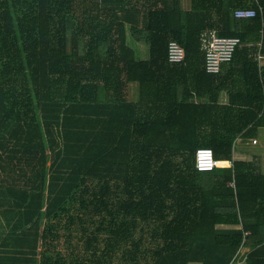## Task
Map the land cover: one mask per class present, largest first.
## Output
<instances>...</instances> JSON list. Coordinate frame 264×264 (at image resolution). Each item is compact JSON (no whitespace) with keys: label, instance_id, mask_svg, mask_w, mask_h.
<instances>
[{"label":"trees","instance_id":"obj_1","mask_svg":"<svg viewBox=\"0 0 264 264\" xmlns=\"http://www.w3.org/2000/svg\"><path fill=\"white\" fill-rule=\"evenodd\" d=\"M239 7L258 14L235 19ZM211 31L239 38L218 74L204 68ZM170 41L184 61H169ZM260 51L264 0H0V228L16 243L0 264H233L244 248L246 264H264V174L232 159L238 138L264 128ZM145 147L206 148L233 166L193 169L199 221H156L163 202L125 199L93 232L78 222V249L57 219L86 178L126 182Z\"/></svg>","mask_w":264,"mask_h":264},{"label":"crops","instance_id":"obj_2","mask_svg":"<svg viewBox=\"0 0 264 264\" xmlns=\"http://www.w3.org/2000/svg\"><path fill=\"white\" fill-rule=\"evenodd\" d=\"M261 67H264V62L261 63ZM136 84H138V83H136ZM127 96H128L129 100H133V101L138 100L140 97L139 84H138V86H132L130 88V83H129L127 86ZM205 98H206V96L203 97V96L196 95L194 93H192L191 97H190L191 101H194V102L204 101ZM226 98H227V96H226L225 92H221L220 96H219V102L225 103ZM262 129H264V128H262ZM260 131H261V129L258 130V132H257L258 135H259ZM176 132H177L176 135H181V134H178L180 132H178V131H176ZM169 134H172V131H170ZM192 135H193V133H192ZM252 140L256 141V143L254 145L258 144L257 138L252 139ZM145 148H147V147H145ZM233 148H234V146H233ZM179 152H185V151L178 150V153ZM187 152L188 153L190 152L191 154L193 153L192 151H187ZM144 155L145 154H144V150H143V154L141 157L136 158L133 156L130 158V162L133 163V160L138 159L141 162L146 163ZM232 159L237 160L233 157V151H232ZM179 160H180V156H179ZM192 160H193V158H192ZM254 160L258 162L260 169H261V172L264 174V160L262 159V155H253V157L251 158L250 161H254ZM239 161H241V160H239ZM130 162H129V164H130ZM174 162L175 161L173 159V164H174ZM129 164H128V170H129ZM142 169L144 170L143 174L141 173V170L139 169L138 179L143 178V180H144V178L146 177V171H145L146 166L144 164H143ZM193 169H194V167H193ZM129 172H130V174H129L128 180L126 182H123V183L119 182L120 185H118L116 188H112L111 185H108L104 180H102L101 182H103L104 185L99 186V188H102L106 192L105 196H103L102 191H97L96 185L90 186V189H92L93 187L96 189L94 192H92L93 194H91L90 198L88 199L89 200L88 209L91 210L90 214H94L96 216L98 215L99 217L100 216H110V213H109V211L111 210V204L110 203H112V204L119 203L120 204L119 207L124 208L127 205L125 203H121V202L125 199H133V200H141L143 202V206L145 203H148L149 201H151V202L154 201L156 203L164 202V206H163L162 210L159 209L160 212L158 214L155 213L158 210V206H154V205L151 206V208H153L154 212H152L153 214H150V216H152L153 219H156V221H166V219L168 218L167 215H169L170 213L174 214V216H173L174 218L170 219L171 222L190 223L193 221L194 222L199 221L200 211H201V209H200V191L198 188H196L193 185V172L190 174L188 179L183 180V178L181 176L182 174L180 172V167L178 165H174L172 172L174 173V175L178 176V182L179 183H176L177 186H175L174 191L170 192L171 195H170V193L166 192V184H167L168 179L170 178L167 175H169V174L167 172L165 173L163 170L161 171V168H159L157 170L156 176H155L156 182L152 183L151 186H150V184L145 183V181L136 182L135 180H133L134 178L132 179V173L134 176V172L130 171V170H129ZM138 179H136V180H138ZM90 181H93V180L91 179ZM145 188L149 189V191H147ZM168 189H170V188H168ZM113 190H114V192L111 193V191H113ZM170 196H177L178 199L171 200V199H169ZM99 198L106 199L107 202L105 204H109V207H104L105 205L100 204ZM164 198H166L167 201H164ZM79 199H80L79 197L78 198L76 197L74 202H78ZM166 204H168V205H166ZM218 211L219 212H236L237 210L236 209H218ZM142 215H149V214L143 213ZM120 217H122V215ZM136 218H140V217L138 216ZM1 225H2V219L0 216V226ZM6 236H10L8 233V230H3L0 228V257L2 254H5L6 252H11L12 247L13 248L16 247V243L10 241V238L5 239ZM241 251H243V249L240 250V252L237 255L236 261L233 264H246V255H247L248 250H246V253H244V251L243 252H241Z\"/></svg>","mask_w":264,"mask_h":264},{"label":"rangeland","instance_id":"obj_3","mask_svg":"<svg viewBox=\"0 0 264 264\" xmlns=\"http://www.w3.org/2000/svg\"><path fill=\"white\" fill-rule=\"evenodd\" d=\"M183 7L185 9L190 8L191 0H182ZM135 50L136 54H138L139 58L146 59L148 57V46L145 43H135L132 45ZM132 86H138L136 83H130V88ZM258 144L254 145L253 140L248 138H239L234 143L233 148V157L237 160L241 161H250L253 155H262V159L264 160V129H261L259 135L256 136ZM164 151V152H163ZM169 151V152H168ZM144 158L146 160V163L141 162L138 159L133 160V163L130 162L129 164V170L134 172V176L132 173V179L136 182H142L145 181V183L151 184L156 182L155 176L156 172L159 168H161V171L163 170L165 173L167 172L170 177L166 184V192L170 193L174 191L175 186H177L176 183L178 182V176L174 175L172 172L174 165H178L180 167L181 176L184 179H188L190 174L193 172V153L185 152H179L178 150L174 149H162V148H155V147H147L144 149ZM157 158H156V157ZM180 156V160H179ZM138 158V157H136ZM174 159V164H173ZM143 164L146 166V177L142 179H138V172L139 169L141 170V173L143 174ZM177 168V167H176ZM163 173V172H162ZM187 177V178H186ZM141 178V177H140ZM89 179H92L93 181H90ZM138 179V180H136ZM101 179H93V178H86V180L81 184L79 192H77L74 196L80 199L78 202H74L75 198L73 195L71 197V200L69 201V212L62 215L57 219V222H60L62 224H72V229L70 233L72 234V242L77 246L78 249H81L82 240H80V237L82 235L81 226L78 224L79 221L82 222L83 226L82 228L88 229L90 232H93L94 228L97 226L98 221L97 217L98 215L90 214L91 210L88 209V202L90 195L93 194L96 189L97 191H103L102 188H99V186H103V182H101ZM108 185H111L112 188H116L118 185H120L119 182H113L110 180H104ZM96 183V184H95ZM97 186L95 189L94 187L90 189V186ZM170 188V189H168ZM146 189V188H145ZM149 191V189H146ZM111 191V193H113ZM177 192V191H176ZM104 192V195L105 196ZM81 194V195H79ZM171 195V193H170ZM171 200L178 199L177 196H170ZM164 201H167L166 198H164ZM99 202V201H98ZM164 203V202H163ZM168 205V204H166ZM117 208V207H116ZM116 208L111 207V212L113 213ZM170 210V209H169ZM175 212V211H174ZM115 215V214H113ZM168 218L166 221H170V219L174 218V214L170 213L167 215ZM69 234V232L67 233ZM150 240V238H148ZM62 246L60 249H62L65 252V239L61 240ZM81 241V242H80ZM247 248L243 249L244 253H246ZM241 251V252H243Z\"/></svg>","mask_w":264,"mask_h":264},{"label":"built area","instance_id":"obj_4","mask_svg":"<svg viewBox=\"0 0 264 264\" xmlns=\"http://www.w3.org/2000/svg\"><path fill=\"white\" fill-rule=\"evenodd\" d=\"M255 7H239L233 11L235 19H252L257 16ZM205 72L218 74L221 66L230 62L236 47L239 44L237 37H220L215 31L209 32L204 39ZM168 59L171 63H180L185 60L184 49L176 42L170 41L168 45ZM259 67L264 62V54H258ZM255 144L256 141L254 140ZM233 160L216 159L210 149L199 148L193 152V167L197 172H210L215 169H231Z\"/></svg>","mask_w":264,"mask_h":264}]
</instances>
